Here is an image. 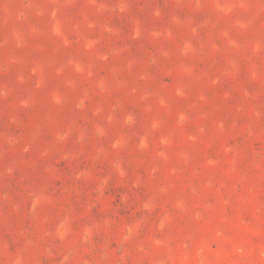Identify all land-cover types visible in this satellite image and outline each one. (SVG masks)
Segmentation results:
<instances>
[{
  "label": "rangeland",
  "instance_id": "1",
  "mask_svg": "<svg viewBox=\"0 0 264 264\" xmlns=\"http://www.w3.org/2000/svg\"><path fill=\"white\" fill-rule=\"evenodd\" d=\"M0 264H264V0H0Z\"/></svg>",
  "mask_w": 264,
  "mask_h": 264
}]
</instances>
